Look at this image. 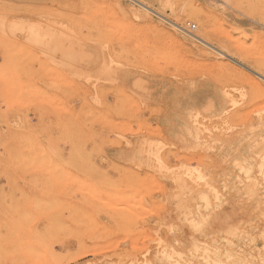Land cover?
<instances>
[{
    "label": "rangeland",
    "instance_id": "1",
    "mask_svg": "<svg viewBox=\"0 0 264 264\" xmlns=\"http://www.w3.org/2000/svg\"><path fill=\"white\" fill-rule=\"evenodd\" d=\"M262 141L264 0H0V264H264Z\"/></svg>",
    "mask_w": 264,
    "mask_h": 264
},
{
    "label": "bare ground",
    "instance_id": "2",
    "mask_svg": "<svg viewBox=\"0 0 264 264\" xmlns=\"http://www.w3.org/2000/svg\"><path fill=\"white\" fill-rule=\"evenodd\" d=\"M192 37H193V35H192ZM194 37L196 38V39H198V40H200V41H203V40H205L206 39V35L203 33V31H200L198 34H195L194 35ZM223 49V48H222ZM220 50V49H219ZM221 51V50H220ZM222 52V51H221ZM228 54V53H227ZM241 57V56H240ZM235 114V113H234ZM217 141V139L215 138L214 139V142H216ZM208 143H210V142H208ZM208 143H206V145L208 146ZM211 145V144H210ZM149 146V145H148ZM243 151H244V153H243V155L240 157V159H239V162H238V166H240V171H242L241 172V174L243 173V175L245 176V177H248L249 179L250 178H253L252 179V181L254 180V179H256L257 177H259V176H262V177H264V141H262V142H260V143H254V144H250V145H247V146H245L244 148H243ZM204 157V156H203ZM207 157V156H206ZM200 161V160H199ZM201 162V161H200ZM205 165V164H204ZM161 168V167H160ZM186 170V169H185ZM184 170V171H185ZM196 175V174H195ZM243 176V177H244ZM191 177H192V175H191ZM193 178V177H192ZM247 178V179H248ZM251 181V182H252ZM259 185H260V183H259ZM252 187V186H251ZM254 187H255V185H254ZM253 187V188H254ZM205 193H202V194H200V197H203V198H206V197H208V195L207 194H205ZM202 198V199H203ZM201 199V198H200ZM201 199V200H202ZM206 200H208V202H205V204H207V203H209V198H206ZM203 202V201H202ZM203 204H204V202H203ZM201 205V204H200ZM210 205V204H209ZM203 206V205H202ZM226 206V205H225ZM231 206V205H230ZM198 207H200V206H198ZM228 207V206H227ZM208 208V207H207ZM206 208V209H207ZM223 208V207H222ZM199 209V208H198ZM201 209V208H200ZM225 210H226V208H225ZM198 211V210H197ZM200 211V210H199ZM201 211H202V209H201ZM205 211H207V210H205ZM219 211V210H218ZM209 212V211H208ZM197 213V212H196ZM205 212H203V214H204ZM194 214V213H193ZM191 215V217L192 216H195V215ZM198 214H200L199 212H198ZM203 214H201V215H203ZM207 214V213H206ZM218 214V213H217ZM221 214V213H220ZM201 215H196L197 217H199V216H201ZM205 215V214H204ZM242 215V214H241ZM244 215V214H243ZM211 216V215H210ZM210 216H209V218H210ZM226 216V215H225ZM244 216H247V215H244ZM215 217V216H214ZM193 218H195V217H193ZM208 218V217H207ZM212 218V217H211ZM216 218V217H215ZM196 219V218H195ZM230 219V218H229ZM228 219V220H229ZM247 219V218H246ZM197 220H199V219H197ZM204 220H207L206 218L204 219ZM224 220H226V219H224ZM170 221V220H169ZM189 221H193V219H189ZM200 221H201V223H204V222H206V221H203L202 219H200ZM203 221V222H202ZM214 221H215V219H214ZM212 222V221H211ZM189 223V222H188ZM191 223H193V222H191ZM191 223H189V224H191ZM195 223V222H194ZM171 224V223H170ZM199 224V223H198ZM198 224H195L196 226L198 225ZM241 224H243V223H241ZM248 224V223H247ZM194 225V226H195ZM204 225V224H203ZM202 225V226H203ZM194 226H193V228H194ZM196 226H195V228H196ZM201 226V227H202ZM246 226V225H245ZM199 228H200V225H199ZM203 228V227H202ZM201 228V229H202ZM224 228V227H223ZM196 230V229H195ZM196 231H198V230H196ZM223 231V230H222ZM236 231V230H235ZM240 231L242 232V231H244L243 229H241L240 228ZM234 232V231H233ZM203 233V232H202ZM235 233V232H234ZM233 233V234H234ZM240 233V232H239ZM201 234V233H200ZM211 236H212V234H211ZM227 236V235H226ZM229 236V235H228ZM237 236V235H236ZM239 236H240V234H239ZM191 237H192V235H191ZM201 237V236H200ZM232 237V236H231ZM193 239V238H192ZM152 240V239H151ZM158 240V239H157ZM194 240V242H192V243H194V244H197V242H196V240H195V238L193 239ZM196 242V243H195ZM202 243V242H201ZM205 244V243H204ZM164 245V244H163ZM159 246V245H158ZM185 246V245H184ZM186 246H188V245H186ZM194 246V248H195V245H193ZM198 246V245H197ZM191 247V246H190ZM249 247V246H248ZM168 248V247H167ZM197 248V247H196ZM198 248H199V246H198ZM241 249V248H240ZM171 250V249H170ZM197 250V249H196ZM199 250V249H198ZM200 251V250H199ZM207 252V251H206ZM216 252V251H215ZM189 253V252H188ZM209 253V252H208ZM211 253H213V252H211ZM165 254V253H164ZM257 254L259 255V253L257 252ZM179 255V254H178ZM191 255V254H190ZM216 255V254H215ZM164 256V255H163ZM169 256V255H168ZM162 257V256H161ZM209 258V257H208ZM160 259V258H159ZM197 259V258H196ZM172 261V260H171ZM226 261V260H225ZM176 263V262H175ZM177 264H179V263H177ZM224 264V263H223ZM229 264V263H228ZM249 264V263H248Z\"/></svg>",
    "mask_w": 264,
    "mask_h": 264
},
{
    "label": "built area",
    "instance_id": "3",
    "mask_svg": "<svg viewBox=\"0 0 264 264\" xmlns=\"http://www.w3.org/2000/svg\"><path fill=\"white\" fill-rule=\"evenodd\" d=\"M193 26H195V25H193Z\"/></svg>",
    "mask_w": 264,
    "mask_h": 264
}]
</instances>
